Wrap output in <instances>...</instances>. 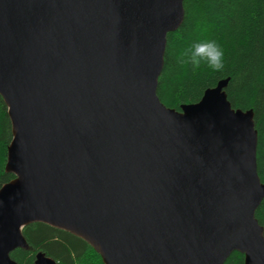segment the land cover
Masks as SVG:
<instances>
[{
  "label": "water",
  "instance_id": "water-1",
  "mask_svg": "<svg viewBox=\"0 0 264 264\" xmlns=\"http://www.w3.org/2000/svg\"><path fill=\"white\" fill-rule=\"evenodd\" d=\"M184 0H0V96L12 139L0 264L42 222L103 264H264L253 112L228 78L180 109L156 93ZM34 264H59L37 252Z\"/></svg>",
  "mask_w": 264,
  "mask_h": 264
},
{
  "label": "trees",
  "instance_id": "trees-1",
  "mask_svg": "<svg viewBox=\"0 0 264 264\" xmlns=\"http://www.w3.org/2000/svg\"><path fill=\"white\" fill-rule=\"evenodd\" d=\"M183 7L182 23L166 35L156 93L166 106L179 110L182 104L198 101L206 88L228 78L225 92L232 107L253 112L257 172L264 183V0H184ZM203 40H215L224 49L222 71H212L204 63L194 68L180 62L185 49ZM11 139L10 118L0 96V187L14 177L5 171ZM255 217L264 230V197ZM22 234L28 248L18 247L10 253L16 264H34L39 251L59 264H103L85 240L66 230L34 222L25 225ZM243 263L244 255L232 251L222 264Z\"/></svg>",
  "mask_w": 264,
  "mask_h": 264
},
{
  "label": "clouds",
  "instance_id": "clouds-1",
  "mask_svg": "<svg viewBox=\"0 0 264 264\" xmlns=\"http://www.w3.org/2000/svg\"><path fill=\"white\" fill-rule=\"evenodd\" d=\"M182 64L197 68L204 63L212 71H222L225 67V51L215 40H203L193 43L179 57Z\"/></svg>",
  "mask_w": 264,
  "mask_h": 264
}]
</instances>
